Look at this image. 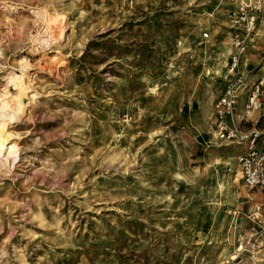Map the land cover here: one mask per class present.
I'll return each mask as SVG.
<instances>
[{
    "label": "rangeland",
    "instance_id": "rangeland-1",
    "mask_svg": "<svg viewBox=\"0 0 264 264\" xmlns=\"http://www.w3.org/2000/svg\"><path fill=\"white\" fill-rule=\"evenodd\" d=\"M222 1L0 0L17 151L0 165V264H264V196L236 165L245 146L212 137L243 38ZM250 1L263 32L238 58L245 84L264 75V0ZM42 11L67 17L61 38ZM21 59L31 101L16 109L6 84Z\"/></svg>",
    "mask_w": 264,
    "mask_h": 264
},
{
    "label": "built area",
    "instance_id": "built-area-1",
    "mask_svg": "<svg viewBox=\"0 0 264 264\" xmlns=\"http://www.w3.org/2000/svg\"><path fill=\"white\" fill-rule=\"evenodd\" d=\"M237 4L231 17L232 24L243 29V38L236 40L237 56L233 59L230 82L212 106V125L221 141L244 145L237 157L242 181L247 188L259 190L264 196V75L251 84H245L238 69V58L244 52L256 27L258 14L262 11L259 1L228 0ZM208 35H202L206 40ZM242 94V112L236 110L238 96ZM246 124L250 126L244 127Z\"/></svg>",
    "mask_w": 264,
    "mask_h": 264
},
{
    "label": "bare ground",
    "instance_id": "bare-ground-1",
    "mask_svg": "<svg viewBox=\"0 0 264 264\" xmlns=\"http://www.w3.org/2000/svg\"><path fill=\"white\" fill-rule=\"evenodd\" d=\"M220 4H225L223 3L222 0H214ZM52 13V12H51ZM38 15V14H37ZM40 20L42 23H44L46 26V30L44 33H46V35L51 39V33H53V29H57V33L56 31H54V33H56L59 38H61V36L59 34V30L58 28L61 27H66L67 26V17L64 14H61L59 17L56 15H50L45 11H42L39 15ZM69 24V23H68ZM66 25V26H65ZM263 24H261V21L258 23L257 25V29L255 30V34L254 37H260L262 36V32H263V28H262ZM63 30V29H62ZM61 30V31H62ZM70 30V29H69ZM64 31V30H63ZM61 33V32H60ZM40 37V36H39ZM39 38H34V42L36 43H42V42H46L48 44V38L44 41L38 40ZM54 39V37L52 38ZM252 40V39H251ZM52 41V40H51ZM55 41V39H54ZM53 43V42H52ZM43 45V44H42ZM205 49V48H204ZM213 51V50H212ZM227 55H229V50L228 49H224V57L227 58ZM27 61H25V59H21L20 63L22 64L21 68H20V74L17 73H9L7 75V84L8 86L12 85L14 86V88L16 89V95L15 94V98L18 99V101L16 103H14L16 109L20 108L21 106L25 105V101L27 100L28 104L31 101V99L29 97L26 98V94L24 93L25 90H27V85L25 84V70L28 68L27 66ZM241 62L242 65L246 63V57L243 56L241 58ZM213 73L217 76V78L220 80L221 83H225L228 80V76L230 74V68H227L226 62H224L223 66L221 67V69H217L216 67H214L212 69ZM27 78V77H26ZM29 85V84H28ZM154 89V88H153ZM28 96V95H27ZM11 95H9L8 90L7 89H3L2 92H0V165H3L4 162L7 163V159L12 158L16 155V147H14L13 143L11 142V138H12V133L6 128V126L4 125L5 122V118L8 116V112H11L10 110H7V107L5 104H7L6 102L9 101ZM242 95H239L238 98V102H237V108L236 110L239 112L240 108L242 106ZM14 101V100H13ZM26 103V104H27ZM14 112V111H13ZM10 117V116H9ZM8 118V117H7ZM10 120V119H9ZM212 137L213 139H218L217 134L214 132L212 133ZM15 138V136L13 137ZM229 147V145H226V148ZM236 149V147H235ZM16 157V156H15ZM14 157V158H15ZM13 158V161H14ZM16 159V158H15ZM12 160V159H11ZM10 163V162H8ZM7 165V164H6ZM235 165V164H231ZM234 170H235V166ZM228 170L227 172H229V174L227 176H230V172H231V168L229 169V167L227 166ZM237 171V170H236ZM232 180V178H231ZM229 184V183H228ZM253 196H255V193H252ZM239 250V249H238Z\"/></svg>",
    "mask_w": 264,
    "mask_h": 264
}]
</instances>
